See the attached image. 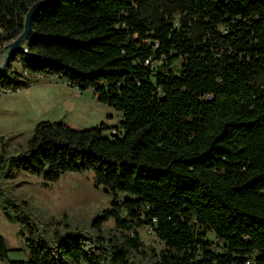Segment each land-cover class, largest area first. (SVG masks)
I'll return each mask as SVG.
<instances>
[{
    "label": "trees",
    "instance_id": "1",
    "mask_svg": "<svg viewBox=\"0 0 264 264\" xmlns=\"http://www.w3.org/2000/svg\"><path fill=\"white\" fill-rule=\"evenodd\" d=\"M39 1L0 0V50ZM34 30L30 56H12L0 89L56 77L122 120L110 134L41 121L0 169L46 188L89 172L126 197L92 230L30 234L28 263L135 264L138 229L150 228L167 248L156 264H264V0H56ZM109 220L119 233H105ZM9 253L0 237V261Z\"/></svg>",
    "mask_w": 264,
    "mask_h": 264
},
{
    "label": "rangeland",
    "instance_id": "2",
    "mask_svg": "<svg viewBox=\"0 0 264 264\" xmlns=\"http://www.w3.org/2000/svg\"><path fill=\"white\" fill-rule=\"evenodd\" d=\"M12 69L20 71L22 64L13 63ZM37 78L38 82L20 91L0 89V159L21 155L41 121H62L82 129L105 124L110 134L122 120L114 108L98 102L93 90L81 92L56 77ZM8 170V166L0 169V237L10 250L8 264H29L26 238L30 234L50 238L57 231L92 230L90 225L98 214L112 207L116 198L126 197L96 188L93 174L89 172L67 173L46 188L42 180L31 173L14 170L7 177ZM7 214L16 221H9ZM25 217L30 218V222H26ZM21 222L34 224L40 230H26L27 227L23 230ZM103 230L109 234L110 231L119 233L117 230L121 229L114 220H109ZM138 230L143 251L133 253L135 264H156L154 254L166 253L165 244L150 228Z\"/></svg>",
    "mask_w": 264,
    "mask_h": 264
},
{
    "label": "water",
    "instance_id": "3",
    "mask_svg": "<svg viewBox=\"0 0 264 264\" xmlns=\"http://www.w3.org/2000/svg\"><path fill=\"white\" fill-rule=\"evenodd\" d=\"M55 1L56 0H41L32 6L26 17L25 30L23 34L17 40L11 42L9 45L5 46L3 50H1V54H6V60L5 64L0 68V73H3L7 70V64L10 62L12 56L20 53L23 46L31 42L36 37L34 21L37 15L42 10L52 5ZM5 264H8V262Z\"/></svg>",
    "mask_w": 264,
    "mask_h": 264
},
{
    "label": "built area",
    "instance_id": "4",
    "mask_svg": "<svg viewBox=\"0 0 264 264\" xmlns=\"http://www.w3.org/2000/svg\"><path fill=\"white\" fill-rule=\"evenodd\" d=\"M7 46V45H6ZM3 50V49H2ZM22 53L26 54L27 56H30V52L28 50V48L25 46H23L22 48ZM5 60H6V54H1V50H0V68L5 64ZM19 63V62H18ZM69 85V83H67ZM1 90L3 92H13L11 89H3L1 88ZM20 91V90H18ZM0 263H3L2 261H0Z\"/></svg>",
    "mask_w": 264,
    "mask_h": 264
},
{
    "label": "crops",
    "instance_id": "5",
    "mask_svg": "<svg viewBox=\"0 0 264 264\" xmlns=\"http://www.w3.org/2000/svg\"><path fill=\"white\" fill-rule=\"evenodd\" d=\"M69 126H71L72 128H76V129H82L79 125H71L70 123L68 124Z\"/></svg>",
    "mask_w": 264,
    "mask_h": 264
}]
</instances>
